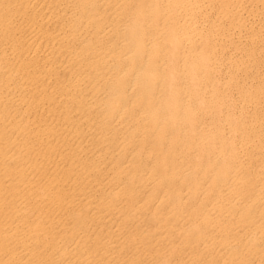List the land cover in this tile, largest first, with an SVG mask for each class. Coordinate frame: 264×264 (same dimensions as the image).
Here are the masks:
<instances>
[{
	"label": "bare ground",
	"instance_id": "obj_1",
	"mask_svg": "<svg viewBox=\"0 0 264 264\" xmlns=\"http://www.w3.org/2000/svg\"><path fill=\"white\" fill-rule=\"evenodd\" d=\"M264 264V0H0V264Z\"/></svg>",
	"mask_w": 264,
	"mask_h": 264
},
{
	"label": "clouds",
	"instance_id": "obj_2",
	"mask_svg": "<svg viewBox=\"0 0 264 264\" xmlns=\"http://www.w3.org/2000/svg\"><path fill=\"white\" fill-rule=\"evenodd\" d=\"M162 264H167V261L165 260V261H162Z\"/></svg>",
	"mask_w": 264,
	"mask_h": 264
}]
</instances>
